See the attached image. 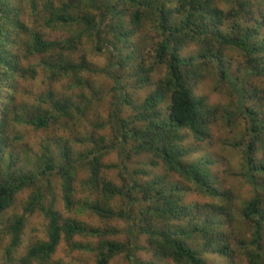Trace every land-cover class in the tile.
Returning <instances> with one entry per match:
<instances>
[{
	"label": "trees",
	"instance_id": "obj_1",
	"mask_svg": "<svg viewBox=\"0 0 264 264\" xmlns=\"http://www.w3.org/2000/svg\"><path fill=\"white\" fill-rule=\"evenodd\" d=\"M200 83L251 122L226 189ZM259 134L264 0H0V264H264Z\"/></svg>",
	"mask_w": 264,
	"mask_h": 264
},
{
	"label": "rangeland",
	"instance_id": "obj_2",
	"mask_svg": "<svg viewBox=\"0 0 264 264\" xmlns=\"http://www.w3.org/2000/svg\"><path fill=\"white\" fill-rule=\"evenodd\" d=\"M242 70H246L245 65L242 67ZM234 76L241 78L240 73ZM210 85L211 83H202L200 85V93L205 96L206 102L209 104L219 103L222 108L221 110H218V116L216 119L210 122L209 137L206 140L198 142L186 134L182 147H188V154L183 161L187 164H191L199 158H206L211 162L208 168L212 175L216 178L218 186L226 189L227 184L234 178L242 179L239 176V173L242 174L244 172H248L243 154L246 150L247 142L249 141L250 136H252L249 134L251 122L244 114L239 113L240 110H237L236 106L233 105V102L236 100L232 99V97L228 94L226 95V91L224 89V96L211 97V91L208 95ZM217 86L218 84H215L214 87ZM25 88H27L26 85ZM245 89H248V87H245ZM227 92H229V90ZM231 94L233 95L232 92ZM255 145L257 150L254 156L256 162L260 163L259 161L264 160V134L258 135ZM228 178L232 179L228 181ZM257 184L261 187L256 188L253 180H251L248 184L244 182L243 187L236 192V194L240 195H236L237 202H242L243 205L245 202L253 198L255 194H259L262 199V197H264V177L258 176ZM215 189H218L219 192L224 190L220 188ZM211 201L216 202L217 204H223L225 198L219 196L209 201L207 198H204L200 201V203ZM11 215L12 211L10 210L4 215L3 219L5 220ZM35 219V217L31 218L30 221L35 222ZM23 246L25 247L27 245L23 243ZM142 258L147 259V256ZM235 264H243V262L241 259H235Z\"/></svg>",
	"mask_w": 264,
	"mask_h": 264
}]
</instances>
